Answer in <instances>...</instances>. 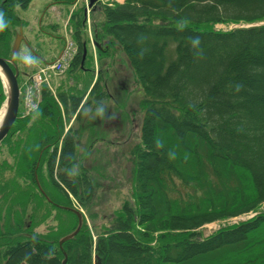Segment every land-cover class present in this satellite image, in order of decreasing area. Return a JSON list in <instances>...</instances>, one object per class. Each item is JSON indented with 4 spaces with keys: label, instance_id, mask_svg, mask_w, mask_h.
Wrapping results in <instances>:
<instances>
[{
    "label": "trees",
    "instance_id": "1",
    "mask_svg": "<svg viewBox=\"0 0 264 264\" xmlns=\"http://www.w3.org/2000/svg\"><path fill=\"white\" fill-rule=\"evenodd\" d=\"M32 1L0 0L9 22L0 32V58H11L18 29L27 26L17 10ZM50 1L69 7L78 0ZM84 11L76 7L68 22L78 52L67 80L54 91L44 84L38 108L22 116L20 107L0 144V264H62L65 256V264H264V212L208 236L201 229L264 203V0L93 7L96 61L121 51L143 93L140 142L130 153L132 200L102 224L87 211L90 226L82 216L78 233L59 246L78 226L72 199L85 209L94 190L86 169L75 170L79 129L66 125L80 121L91 104L82 103L85 97L94 108L109 98L99 73L93 83ZM40 28L63 41L58 24ZM196 37L201 43L193 48ZM82 73L91 78L82 80ZM4 100L0 78V107ZM176 182L192 195L182 196ZM51 212L55 226L36 234Z\"/></svg>",
    "mask_w": 264,
    "mask_h": 264
},
{
    "label": "rangeland",
    "instance_id": "2",
    "mask_svg": "<svg viewBox=\"0 0 264 264\" xmlns=\"http://www.w3.org/2000/svg\"><path fill=\"white\" fill-rule=\"evenodd\" d=\"M46 2V3H45ZM124 0H104L105 4L122 3ZM87 7V0H82L78 7ZM46 7H52L50 0H33L27 10H17V15L24 20H33L41 10ZM41 17L40 13L36 19ZM99 20L97 12L90 13L91 35L93 31V23ZM264 24V21L259 23ZM61 34L63 36L62 25ZM36 28V27H34ZM217 30H228L233 28L230 26L217 25ZM34 34V29L32 31ZM60 32V31H59ZM89 39L92 37L86 34ZM54 42L56 40H53ZM41 43V42H40ZM59 45L62 41H58ZM43 44V43H41ZM40 44V45H41ZM23 45V44H22ZM173 48V47H172ZM93 51V50H92ZM23 51L20 50L22 55ZM91 53L90 51L88 54ZM93 68L97 75L100 74V84L108 85L107 91L109 98L102 101L105 109L103 118L95 116V100L92 97L85 98L83 103H91L83 110L80 121H76L74 117L66 125V129L76 131L78 134V147L76 149V174L82 172L79 168L82 166L86 169L87 177L94 187L91 200L86 203L85 209L72 199L73 208L86 218L88 212L99 217V224L107 222L113 213L121 208L125 201L131 202V194L133 189V162L130 155L132 149L140 142V126L143 112L140 109V102L143 99L142 91L137 87L135 76L123 56L122 52L114 51L110 58L96 61L93 52ZM23 56L18 60V70L23 73H30V70L24 65ZM24 65V66H23ZM91 67V66H90ZM67 71L62 76L51 74L48 77V83L51 91L60 82L67 80ZM82 80H89V73L80 74ZM70 83V82H69ZM81 88L83 84L79 81ZM6 99V94H5ZM5 100L0 107V112L4 107ZM95 117V118H94ZM108 117H114L109 120ZM76 136V135H75ZM5 153L0 154L2 160ZM74 170V171H75ZM175 189L180 190L182 196L192 195V190L185 188L180 182H176ZM174 192H171L173 194ZM264 203L262 204V209ZM88 211V212H87ZM39 214L44 213L42 210ZM241 220L250 218L241 217ZM87 219V218H86ZM224 221V220H222ZM222 221L212 222L204 225L201 229L204 236H208L219 228ZM87 219V224L90 226ZM28 221H25V225ZM54 212H51L48 219L34 229L36 234H44L51 227L55 226ZM31 236V235H30Z\"/></svg>",
    "mask_w": 264,
    "mask_h": 264
},
{
    "label": "crops",
    "instance_id": "3",
    "mask_svg": "<svg viewBox=\"0 0 264 264\" xmlns=\"http://www.w3.org/2000/svg\"><path fill=\"white\" fill-rule=\"evenodd\" d=\"M81 1L82 0H79L76 5L69 7L62 5H52L50 1L52 7H46L42 12L40 10L39 13L41 17H39L38 19L35 20V18L38 17L39 13L35 18H33V20L30 18V20L26 21L24 20V18H22L27 26L23 27L24 44L21 46V51H23V54H20V57L23 56V59L25 57L34 58V60L38 64L51 63V61L54 60L61 52L64 43L62 42V44L59 45L58 41L54 42L51 37L42 35L43 32H40V26L42 24L45 27L51 24H61L62 28L64 27L62 29L64 33V29L71 12L75 7L80 5ZM33 29L34 34H32ZM40 42L43 44H41ZM20 78L21 84H25L28 81L29 76L26 73H21Z\"/></svg>",
    "mask_w": 264,
    "mask_h": 264
},
{
    "label": "water",
    "instance_id": "4",
    "mask_svg": "<svg viewBox=\"0 0 264 264\" xmlns=\"http://www.w3.org/2000/svg\"><path fill=\"white\" fill-rule=\"evenodd\" d=\"M96 2V0H89L88 8H91L92 5ZM23 40L22 28L20 27L19 33L16 35L12 49H11V58L10 59H2L0 58V78L3 83V87L5 88V112L2 123L0 125V144L4 140V138L9 133L12 128L15 120L17 119L18 109H19V86L17 82V78L19 75L17 65L15 63V57L18 53L20 44ZM86 47H84L82 54V62L86 57ZM75 211V210H74ZM76 216L78 217V226L77 229L70 235L64 237L59 241V246L63 244V242L73 238L81 228L82 220L81 214L75 211ZM66 263V256L62 264Z\"/></svg>",
    "mask_w": 264,
    "mask_h": 264
},
{
    "label": "built area",
    "instance_id": "5",
    "mask_svg": "<svg viewBox=\"0 0 264 264\" xmlns=\"http://www.w3.org/2000/svg\"><path fill=\"white\" fill-rule=\"evenodd\" d=\"M76 50L72 43H68L61 53L59 59L51 66L37 70V72L32 76L31 83L26 86L23 93V109L25 114L35 110L39 102L40 87L45 81L46 73L51 70L57 74H62L69 62L75 55ZM29 65H33L31 60H28ZM247 217V216H244ZM240 220L242 218H239Z\"/></svg>",
    "mask_w": 264,
    "mask_h": 264
},
{
    "label": "clouds",
    "instance_id": "6",
    "mask_svg": "<svg viewBox=\"0 0 264 264\" xmlns=\"http://www.w3.org/2000/svg\"><path fill=\"white\" fill-rule=\"evenodd\" d=\"M8 20L6 19L5 13L3 11H0V32H3L7 27H8ZM200 40L198 37L196 38H190V44L193 48H198L200 45ZM25 60L27 59L26 57L24 58ZM95 116L103 118L105 116V109L101 105L100 107H97L95 109ZM95 118V117H94ZM114 117H108L109 120L113 119ZM155 146L158 149H161L164 147V142L161 139H157L155 141ZM167 158L169 160H174L176 158V152L175 150H169L167 152Z\"/></svg>",
    "mask_w": 264,
    "mask_h": 264
},
{
    "label": "bare ground",
    "instance_id": "7",
    "mask_svg": "<svg viewBox=\"0 0 264 264\" xmlns=\"http://www.w3.org/2000/svg\"><path fill=\"white\" fill-rule=\"evenodd\" d=\"M4 112H5V106L2 108V110L0 112V125H1L3 117H4Z\"/></svg>",
    "mask_w": 264,
    "mask_h": 264
}]
</instances>
